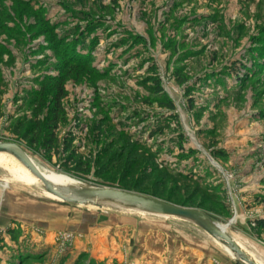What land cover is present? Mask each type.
<instances>
[{"label":"rangeland","instance_id":"1","mask_svg":"<svg viewBox=\"0 0 264 264\" xmlns=\"http://www.w3.org/2000/svg\"><path fill=\"white\" fill-rule=\"evenodd\" d=\"M58 80L66 95L48 146L32 125L47 122L52 100L36 113L34 93ZM0 141L76 184L205 211L256 257L264 0H0ZM45 191L0 165V264L38 263L21 257H38L26 243L36 252L32 240L48 234L72 264L236 263L190 221L69 204ZM42 220L60 225L47 232L35 224Z\"/></svg>","mask_w":264,"mask_h":264},{"label":"water","instance_id":"2","mask_svg":"<svg viewBox=\"0 0 264 264\" xmlns=\"http://www.w3.org/2000/svg\"><path fill=\"white\" fill-rule=\"evenodd\" d=\"M0 153L15 157L42 182L47 192L63 202L99 209L105 206L115 208L123 206L143 214L187 220L199 226L215 240L228 246L235 254L234 259L237 264H260L229 234L227 229L217 223L210 214L198 208L180 206L163 199L118 188L93 184L64 185L55 183L44 174L27 151L16 142L0 141Z\"/></svg>","mask_w":264,"mask_h":264},{"label":"trees","instance_id":"3","mask_svg":"<svg viewBox=\"0 0 264 264\" xmlns=\"http://www.w3.org/2000/svg\"><path fill=\"white\" fill-rule=\"evenodd\" d=\"M142 40V39H140ZM158 90H161L159 86H157ZM66 92L64 88V82L63 81H57L56 84H54L51 87H48L47 89H41L39 90L38 94L37 92L34 93V97L38 100L40 103V106H37L36 113L43 110V108L47 104V98H51V104L52 107H50V115L51 117L47 118V122L43 124L42 122L33 123L32 126L35 125V128L40 133H44L45 141L43 143H47L48 146L52 145L55 142V129L58 125L60 115L63 111L62 107V99L65 97ZM48 96V97H47ZM47 97V98H46ZM170 107H172V104H169ZM47 107V106H46ZM24 121L25 117L21 118L16 125V131L20 132L22 128H24ZM187 179H191L190 176H183ZM207 192V191H206ZM254 227L264 231V219H259L254 221ZM23 261L26 260H32L34 258H37V256L34 257V255L27 253L25 256L21 257ZM22 261V260H21Z\"/></svg>","mask_w":264,"mask_h":264},{"label":"crops","instance_id":"4","mask_svg":"<svg viewBox=\"0 0 264 264\" xmlns=\"http://www.w3.org/2000/svg\"><path fill=\"white\" fill-rule=\"evenodd\" d=\"M242 208L243 207H240L239 210H240V212L243 213ZM60 217H62V216L59 213L57 216H55L56 219H58ZM23 219H25V218H23ZM259 219H264V211L262 213L257 214L256 216H254L251 219V222H250L251 225L254 226V223H255L254 221L259 220ZM67 220L68 219L64 218L62 221H60V224H63V223L66 224ZM34 222H36V221H33L32 223H34ZM35 224L43 227L44 229L47 230V232H49L51 230L58 229L56 227L58 225H60L59 222H57V224H53L54 226H52V224H50V222L45 221V220L37 221ZM69 227H70L69 230H73L74 232L75 231L79 232V229L76 226H74V225L70 226L69 225ZM256 230L261 232V230H259L257 228H256ZM250 231H251V229H250ZM250 237L257 239L258 241L260 238L258 235H256V233H253V232H252V234L250 233ZM262 238H263V240H260L261 245H260V248L258 249L259 251H257L258 255L255 257V256H253V254H251L253 256V258L256 259V261H258L260 264H264V232L262 233ZM32 241H35L39 244V245L36 244V252H34L35 249L33 250V252H32V250H30L31 244L26 243V246H27V249L29 250L28 252L35 253V255H38L37 259L39 258L40 261L36 264H72L74 259H75V257L74 258L72 257V260L69 261L68 263H66L65 260L61 257V255L57 254L58 253L57 247L54 243V238H53V236H51V234H48L46 237L36 236L35 239ZM235 264H237V263H235Z\"/></svg>","mask_w":264,"mask_h":264},{"label":"bare ground","instance_id":"5","mask_svg":"<svg viewBox=\"0 0 264 264\" xmlns=\"http://www.w3.org/2000/svg\"><path fill=\"white\" fill-rule=\"evenodd\" d=\"M0 165L4 168H6L14 178L16 179H20L22 181H25L27 183H33V184H38V185H42V182L34 175L31 173V171H29L26 167H24L15 157H13L12 155L6 154V153H0ZM44 174L53 182L58 183V184H64V185H82V184H76L77 182L75 180H73L72 178L66 176V175H62L60 173L51 171V170H47L44 169L43 170ZM85 184V183H83ZM46 194L52 198H56L55 196H53L52 194H50L49 192L45 191ZM58 199V198H56ZM223 228H225V226H222ZM218 241V240H217ZM219 243H221L220 241H218ZM222 245H224V249L226 251H228L229 254H231V256H233V258L235 257V254L229 249L228 246H226L225 244L221 243Z\"/></svg>","mask_w":264,"mask_h":264}]
</instances>
